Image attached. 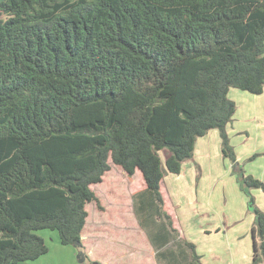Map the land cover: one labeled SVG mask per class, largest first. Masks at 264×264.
Wrapping results in <instances>:
<instances>
[{
  "label": "trees",
  "instance_id": "16d2710c",
  "mask_svg": "<svg viewBox=\"0 0 264 264\" xmlns=\"http://www.w3.org/2000/svg\"><path fill=\"white\" fill-rule=\"evenodd\" d=\"M231 87L264 93V0H0V264L46 254L40 229L81 243L109 158L143 175L135 212L158 263L203 264L161 185L211 129L264 264V181L237 169Z\"/></svg>",
  "mask_w": 264,
  "mask_h": 264
},
{
  "label": "rangeland",
  "instance_id": "374dc122",
  "mask_svg": "<svg viewBox=\"0 0 264 264\" xmlns=\"http://www.w3.org/2000/svg\"><path fill=\"white\" fill-rule=\"evenodd\" d=\"M229 97L237 104L234 115L236 118L230 123L229 129L227 128L229 136L239 148L237 169L241 165L246 175L250 174L264 181V93L257 95L231 87ZM211 131L208 137H213L217 129ZM216 137L220 140L218 135ZM217 145L218 152L213 142L211 157L201 158L198 155L196 159L185 161L180 174L165 171L161 185L164 207L172 215L174 226L195 238L200 248L205 249L207 264H224L223 259L230 260L226 264H242V241H234L233 236L246 229L249 223L252 224L250 217L253 212L247 206L248 198L232 172L230 160L220 154V142ZM167 153V150L160 151L163 166ZM253 154L257 155L251 159ZM109 162L111 169L105 173L103 180L92 185L99 202L92 201L86 206L89 216L82 242L66 245L61 243L57 230H37V234L45 239L49 250L35 260L20 264H104L102 250L98 255L88 253L90 247L98 244L96 241L91 244L93 239L90 236L95 234L114 236L106 240L116 244L137 242L142 248L144 264H151V241L146 231L140 230L142 227L137 220L134 206L135 194L146 186L143 175L140 170H136L133 176H129L111 158ZM251 191L256 205L264 211V193L256 188ZM220 216V224L223 221L226 223L222 225L223 232L208 235L201 231L203 225L212 228L208 226H214V220ZM120 237L123 239L118 241ZM100 239L101 243L106 242L105 238ZM115 248L122 251L118 245ZM80 251L85 256L83 262L79 261Z\"/></svg>",
  "mask_w": 264,
  "mask_h": 264
},
{
  "label": "crops",
  "instance_id": "0c3cea01",
  "mask_svg": "<svg viewBox=\"0 0 264 264\" xmlns=\"http://www.w3.org/2000/svg\"><path fill=\"white\" fill-rule=\"evenodd\" d=\"M235 118L236 117L233 116L232 120H235ZM232 120H231V122H232ZM231 122L228 123L227 128L230 126V123ZM212 130H214V129H212ZM210 132H212V131L209 130V132L206 135H204L202 137H199L197 139L196 144H195L194 156L191 159H188V160H192L194 158L196 159L198 155H199L198 157H201V158H204V156H206V158L211 157L212 156V153H213V151H212L213 150L212 149L213 148V142H215V144H216V147H215L216 148V152H218V150H219V145H217V142H220V152H221L220 154L223 157V154H222V151H221V138L219 140V138L216 137L217 135L220 137L219 131L217 130L215 132V135H213V137H208L209 134H210ZM240 138L241 137H239V139H238L239 141L238 142L241 141ZM231 143H232V145L235 148V151L237 153V157H240V155L238 154V151H239L238 149L239 148L236 146V142L233 141L232 138H231ZM198 146L200 147V149H199ZM255 193H257V191H255ZM246 197H247V195H246ZM218 218L219 217H216V219L214 220V222H216L214 224V226H208V227H212V228H206L205 225H203L201 227V229H202L201 231L204 234H208V235H210L212 233L218 234L220 232H223L222 225L225 222L223 221V224L221 225L220 224V221H222V216H220L219 219ZM233 219L235 220V218H233ZM250 221L252 222V224L249 223L248 226L246 227V229L244 228V229L238 231L233 236V240L234 241L235 240L242 241V248H244L243 257L240 260V262L242 264H250L252 262V256H253V251H254V236H253V233H252V227L254 225V214H253V216L250 217ZM87 223H88V219H87ZM234 223H236V222H234ZM198 227H200V224L198 225ZM177 229L179 230L180 235L183 238H185V239H187V240L192 241V242L195 243V245H196V251L201 256L202 263L203 264H207L206 258H205V255H206L205 254V249L202 250V248H200L199 243H198L197 240H195V238H191V236L189 234H185L184 231L183 230H180L178 227H177ZM140 230L143 231L144 229L142 228ZM249 230H250V233H249ZM83 231H84V229H83ZM96 232H98V231H96ZM90 238L93 239L91 241V244H92V242L94 243L95 241L98 244L94 245L93 247H90L88 253L89 254H97L98 255V254H100V252L102 250L103 251L104 258H105V263L104 264H144V258H143L142 248L140 247V245H138L137 242L133 243V241H131L132 243L131 242H128V244H127V242H122L120 244H116V242H111V241H107L106 240V239H112V238H114V236L112 237V236L107 235V234H105L104 236L103 235L101 236V235L95 234V235H91ZM100 238H105L106 242H102L101 243V239ZM116 238H118V237H116ZM82 239H84L83 233H82ZM121 239H123V237H120L118 239V241L121 240ZM115 245H118L120 247V249H122V251H118L117 248H115ZM102 246H103V248H102ZM151 246H152V249H151L152 251H151L150 262H151V264H159L158 261H157V259H156V251H155L154 246H153L152 243H151ZM127 247L129 249H127ZM213 250L215 251V248H213ZM222 261H224L223 262L224 264L230 262V260H225V259H223Z\"/></svg>",
  "mask_w": 264,
  "mask_h": 264
},
{
  "label": "water",
  "instance_id": "95a60500",
  "mask_svg": "<svg viewBox=\"0 0 264 264\" xmlns=\"http://www.w3.org/2000/svg\"><path fill=\"white\" fill-rule=\"evenodd\" d=\"M79 261H81V262H83L84 260H85V256H84V253H83V251H80V253H79Z\"/></svg>",
  "mask_w": 264,
  "mask_h": 264
}]
</instances>
